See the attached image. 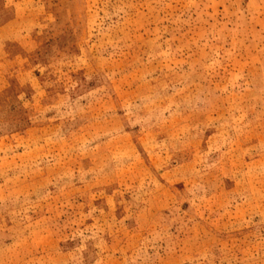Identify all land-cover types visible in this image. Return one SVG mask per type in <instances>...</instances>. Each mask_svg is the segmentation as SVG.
I'll return each mask as SVG.
<instances>
[{
  "label": "rangeland",
  "instance_id": "rangeland-1",
  "mask_svg": "<svg viewBox=\"0 0 264 264\" xmlns=\"http://www.w3.org/2000/svg\"><path fill=\"white\" fill-rule=\"evenodd\" d=\"M0 264H264V0H0Z\"/></svg>",
  "mask_w": 264,
  "mask_h": 264
}]
</instances>
